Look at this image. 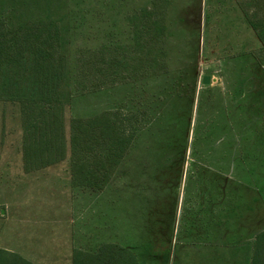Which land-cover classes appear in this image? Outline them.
Returning <instances> with one entry per match:
<instances>
[{
    "label": "rangeland",
    "instance_id": "rangeland-1",
    "mask_svg": "<svg viewBox=\"0 0 264 264\" xmlns=\"http://www.w3.org/2000/svg\"><path fill=\"white\" fill-rule=\"evenodd\" d=\"M260 1L66 0L59 11L70 79L68 142L74 119L105 112H121L135 133L107 188L90 193L82 207L86 221L140 264L253 254L254 235L264 231V211L253 201L264 198L263 48L246 17H264ZM154 2L167 4L166 56L142 18ZM156 64L166 68L155 74ZM1 99L0 201L4 186L17 194L13 182L25 169L21 107ZM52 166L66 180L70 153ZM51 192H38L39 200L61 204L62 192ZM56 213L60 223L67 216L63 207ZM0 264L20 260L0 255Z\"/></svg>",
    "mask_w": 264,
    "mask_h": 264
},
{
    "label": "trees",
    "instance_id": "trees-1",
    "mask_svg": "<svg viewBox=\"0 0 264 264\" xmlns=\"http://www.w3.org/2000/svg\"><path fill=\"white\" fill-rule=\"evenodd\" d=\"M65 1L0 0V98L21 107L27 172L60 163L70 153L74 183L99 191L110 181L135 133L123 124L121 112H105L92 119H74L68 142L65 109L70 99V79L67 58L62 52L66 46L64 18L59 12ZM258 3L262 9L264 0ZM7 11L13 12L11 16L15 19L5 20L2 15ZM166 12V3L154 2L151 10L142 13V18H147L151 43L156 49L161 48L164 56ZM246 17L262 44L258 59L264 69V17ZM163 64H156L153 73L166 68L161 67ZM11 86H17L16 93L5 89ZM17 258L20 264H30ZM74 264H140V261L131 250L106 244L94 253L76 251ZM251 264H264V231L256 237Z\"/></svg>",
    "mask_w": 264,
    "mask_h": 264
},
{
    "label": "crops",
    "instance_id": "crops-1",
    "mask_svg": "<svg viewBox=\"0 0 264 264\" xmlns=\"http://www.w3.org/2000/svg\"><path fill=\"white\" fill-rule=\"evenodd\" d=\"M54 167L31 172L26 169L19 171L18 183L13 182V185L18 186L17 194H11L8 186L3 187L0 201V254L20 257L30 264H74L76 251L94 253L106 244L119 245L117 241L107 242L99 225L86 221L85 208L82 207L95 190L76 185L72 173L64 182L59 174L52 172ZM110 181L104 189L95 192H103ZM42 190L62 192L61 204L55 206L52 202L39 200L42 196L38 192ZM260 195L253 201L254 204L258 202L259 211H264V198ZM58 207H63L67 214L61 223L59 214L54 215ZM260 233L254 235L253 254L207 252L203 253L207 264H242L245 261L244 264H251L256 237Z\"/></svg>",
    "mask_w": 264,
    "mask_h": 264
},
{
    "label": "water",
    "instance_id": "water-1",
    "mask_svg": "<svg viewBox=\"0 0 264 264\" xmlns=\"http://www.w3.org/2000/svg\"><path fill=\"white\" fill-rule=\"evenodd\" d=\"M203 83H204V85H209L210 84V77H208V76L204 77Z\"/></svg>",
    "mask_w": 264,
    "mask_h": 264
}]
</instances>
